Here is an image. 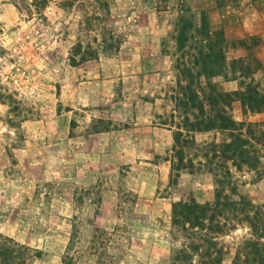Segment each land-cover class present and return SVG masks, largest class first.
<instances>
[{
	"label": "rangeland",
	"instance_id": "1",
	"mask_svg": "<svg viewBox=\"0 0 264 264\" xmlns=\"http://www.w3.org/2000/svg\"><path fill=\"white\" fill-rule=\"evenodd\" d=\"M186 8L205 10L224 33L217 91L264 93V0H0V235L32 250L27 264H62L74 229L76 264H171L186 243L172 204L213 201L215 178L236 189L229 200L264 205V107L228 95L218 107L238 129L183 126L174 24ZM196 84L208 111L206 81ZM230 133L247 140L255 167L216 152ZM228 226L217 237L221 264L237 253L248 264L250 228L239 215ZM97 230L106 239L91 247Z\"/></svg>",
	"mask_w": 264,
	"mask_h": 264
},
{
	"label": "trees",
	"instance_id": "2",
	"mask_svg": "<svg viewBox=\"0 0 264 264\" xmlns=\"http://www.w3.org/2000/svg\"><path fill=\"white\" fill-rule=\"evenodd\" d=\"M174 27L176 48L178 52H181V58H177L175 65V69L178 70L176 84L179 88L176 106L185 109L183 126L190 132L238 129L237 126L242 124L225 115L224 110L218 107L220 99L228 95L229 100L231 97H236L250 111H258L264 107V93L253 90L249 85H246L243 90L229 94L217 91L216 84L211 80L223 73L226 40L221 29L212 30L205 10L196 12H192L190 8L182 10L176 18ZM184 58H186L185 62L180 60ZM233 63L241 65L238 71L242 75L249 73V67L242 65L240 59ZM180 76L184 77V82L181 81ZM201 78L206 81L208 89L205 98L208 111H204L203 102L199 100L196 88V83H199ZM197 109L201 111L200 117L194 112ZM188 113L193 117L192 120L189 119ZM180 129L181 126L173 135V158L179 162L177 167L174 166L177 171L181 169L183 153L181 146L184 141ZM229 137L230 140L220 144L216 152L218 151L224 159L231 161L234 166L245 164L255 167L249 152L241 147L248 143L247 140L232 133ZM216 147V145L213 146L210 156L205 155L207 164H211V160L216 157L213 154ZM214 185V198L211 202L199 203L194 198H188L180 199L172 204L171 225L176 231L182 233L186 243L173 250L170 256L171 264H191L194 256L197 257V264H221L222 248L219 246L217 237L229 227L230 215L241 216V220H244L250 228V234L254 240L245 242L247 252L244 258L252 257L248 264H254L256 256L260 258L259 263L264 264V205H256L243 195H239L238 200H229L226 190L234 194L236 189L229 188V184H225L218 178H215ZM104 239H106L105 230H97L89 244L91 247L96 246V243ZM77 240L78 231L74 229L62 257V264H76V259L82 257L81 254H74L72 250ZM259 248H262L261 251ZM32 255V250L28 246L19 245L11 238L0 235V264H27ZM240 256L242 255L237 253L232 264H241Z\"/></svg>",
	"mask_w": 264,
	"mask_h": 264
}]
</instances>
